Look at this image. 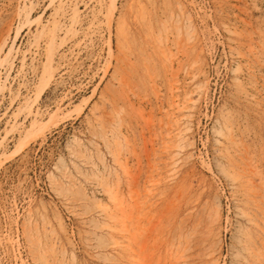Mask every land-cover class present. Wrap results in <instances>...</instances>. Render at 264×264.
<instances>
[{
	"label": "rangeland",
	"instance_id": "1",
	"mask_svg": "<svg viewBox=\"0 0 264 264\" xmlns=\"http://www.w3.org/2000/svg\"><path fill=\"white\" fill-rule=\"evenodd\" d=\"M111 2L0 0V264H264V0Z\"/></svg>",
	"mask_w": 264,
	"mask_h": 264
},
{
	"label": "bare ground",
	"instance_id": "2",
	"mask_svg": "<svg viewBox=\"0 0 264 264\" xmlns=\"http://www.w3.org/2000/svg\"><path fill=\"white\" fill-rule=\"evenodd\" d=\"M25 1V0H24ZM27 1V0H26ZM59 0H52V4H54V5H56L57 4V2H58ZM116 0H112V6H113V9L111 10V12H108L109 13V17H108V20H110L111 21V19H112V17H113V13H114V9L116 8V2H115ZM91 2V1H90ZM25 3V2H24ZM169 3V2H168ZM26 4V3H25ZM4 5H6V4H4ZM112 6H109L110 8L112 7ZM9 7V6H8ZM1 8H3V7H1ZM76 9V8H75ZM146 9V8H145ZM1 10H3V9H1ZM110 10V9H109ZM117 10V9H116ZM163 12V11H162ZM79 13H80V11H79ZM146 13V12H145ZM149 13V12H148ZM173 13V12H172ZM163 14V13H162ZM68 15H70V13L68 12V10L67 9H64V10H56L55 11V13H54V21H56L57 22V26H58V29H56V30H54V29H50L49 31H47L48 33L45 35L46 37H45V43H46V45H48L47 46V49H48V58H47V63L46 64H51L52 63V59H53V57H52V55L54 54H52V52H51V43H54L55 41V39L56 38H58L57 36H58V34H60V33H62V32H70V30L72 29L73 30V24L75 23L76 24V22H77V19H76V17H77V14H76V12H75V10H72V14H71V18L70 19H72L71 21H72V23H71V25L70 26H66L65 24H62V23H59V21H57L58 20V18L60 17L61 18V16L63 17V16H68ZM123 15V14H122ZM148 15V14H147ZM19 17H20V19H22V18H25L26 20H30V13L25 9V10H23L19 15H18ZM183 16V15H182ZM174 17V16H173ZM172 17V18H173ZM177 20H178V18H177ZM152 21V20H151ZM150 21V22H151ZM113 22V21H112ZM163 22V21H162ZM185 22V21H184ZM49 23V22H48ZM54 23V22H53ZM188 23V22H187ZM151 24V23H150ZM51 25H53V24H51ZM55 25V24H54ZM53 25V26H54ZM108 26V25H107ZM110 26H111V24H110ZM175 26V25H174ZM52 27V26H51ZM50 27V28H51ZM164 27V26H163ZM190 27V26H189ZM56 28V27H55ZM119 28V27H118ZM168 28V27H167ZM171 28V27H170ZM112 29V28H111ZM160 29V28H159ZM158 29V30H159ZM164 29H166V28H164ZM193 29V28H192ZM5 30H6V28H5ZM71 30V31H72ZM76 30V29H75ZM167 30V29H166ZM169 31V30H168ZM176 31V30H175ZM179 31H181V30H179ZM44 32V31H43ZM146 32H147V30H146ZM177 32V31H176ZM42 33V32H41ZM71 33V32H70ZM160 33H162V31L160 32ZM165 35H167V31H165ZM169 33V32H168ZM65 34V33H64ZM158 35H159V33H157ZM175 34V33H174ZM193 34V33H192ZM41 35V34H40ZM39 35V36H40ZM124 35V34H123ZM60 36V35H59ZM151 36V35H150ZM163 38H165L164 37V34L162 33V35H161ZM161 36H160V38H161ZM181 36V35H180ZM248 36V35H247ZM168 37V36H167ZM182 37V36H181ZM250 37V36H249ZM111 38V37H110ZM158 37H156V39H157ZM180 38V37H179ZM192 38V37H191ZM65 39V38H64ZM159 39V38H158ZM162 39V38H161ZM167 39V38H166ZM176 39V38H175ZM57 40V39H56ZM60 41H61V39H60ZM66 41V40H65ZM156 41V40H155ZM162 41V40H161ZM164 41V40H163ZM174 41V40H173ZM58 42V41H57ZM169 42V41H168ZM171 42V41H170ZM176 42V41H175ZM177 42H178V40H177ZM156 43V42H155ZM160 43V42H159ZM164 43L165 42H163V44L162 45H164ZM173 43V42H172ZM179 43V42H178ZM55 44L56 43H54V46H55ZM63 44V43H62ZM161 44V43H160ZM166 44H168V43H166ZM157 45V44H156ZM173 45H174V43H173ZM7 42L4 44V43H2V39L0 38V55H1V53L3 52V50H4V48H7ZM61 46V45H60ZM161 46V45H160ZM170 46V45H169ZM12 47V46H11ZM11 47H9L10 48V50H9V53L12 51V49H11ZM56 47V46H55ZM158 47V46H157ZM164 47H165V45H164ZM175 47V46H174ZM8 48V49H9ZM12 48H14V47H12ZM53 48V47H52ZM120 48V47H119ZM178 48V47H177ZM185 48V47H184ZM57 49V48H56ZM142 49V48H141ZM161 49V48H160ZM164 49H166V48H164ZM170 49V48H169ZM179 49V48H178ZM46 50V49H45ZM163 50V49H162ZM254 50V49H253ZM159 51H161V50H159ZM163 51H166V50H163ZM176 51V50H175ZM47 52V51H46ZM168 52V51H167ZM188 52V51H187ZM241 52V51H240ZM51 53V54H50ZM145 53V52H144ZM155 53V52H154ZM177 53V52H176ZM182 53V52H181ZM180 53V54H181ZM133 54V53H132ZM146 54V53H145ZM165 54V53H164ZM173 54V53H172ZM198 54V53H197ZM56 55V54H55ZM64 55V54H63ZM117 55V54H116ZM128 56V55H127ZM158 56V55H157ZM174 56V55H173ZM172 56V57H173ZM9 57V55H7L6 56V58H5V61H7L6 59ZM144 58V57H143ZM150 58H152V57H150ZM174 58V57H173ZM163 59V58H162ZM250 59V58H249ZM116 60H117V58H116ZM197 60V59H196ZM5 61H3L2 62V65H5ZM143 61V60H142ZM146 61V60H145ZM144 61V62H145ZM133 62V61H132ZM154 62V61H153ZM175 62V61H174ZM121 63V62H120ZM124 63V62H123ZM164 63V62H163ZM169 63V62H168ZM139 64V63H138ZM165 64V63H164ZM126 65V64H125ZM174 65H175V63H174ZM145 66H146V64H145ZM166 66H167V64H166ZM165 66V67H166ZM177 66V65H176ZM248 66V65H247ZM45 67V66H44ZM47 67V66H46ZM142 67V66H141ZM192 67V66H191ZM119 68V67H118ZM46 69V68H45ZM49 69H50V67H49ZM154 69V68H153ZM163 69V68H162ZM178 69V68H177ZM47 70V69H46ZM155 70V69H154ZM45 71V70H44ZM131 71V70H130ZM148 71V70H147ZM124 72V71H123ZM168 72V71H167ZM178 72H179V70H178ZM177 72V73H178ZM43 73V72H42ZM49 73V71L47 70V72H45L43 75H41V76H43V79H46V77H47V74ZM131 74V73H130ZM165 74V73H164ZM173 74V73H172ZM120 75V74H119ZM189 75V74H188ZM1 76V75H0ZM132 76V75H131ZM135 76V75H134ZM144 76V75H143ZM142 76V77H143ZM166 76V75H165ZM174 76V75H173ZM261 76V75H260ZM151 77V76H150ZM163 77V76H162ZM179 77V76H178ZM262 77V76H261ZM144 78V77H143ZM195 78V77H194ZM193 78V79H194ZM123 81L125 82V81H127V80H125V78L123 77ZM131 79V78H130ZM168 79V78H167ZM174 79V78H173ZM173 79H171V80H173ZM122 80V79H121ZM120 80V81H121ZM144 80V79H143ZM207 80V79H206ZM119 81V80H118ZM146 81V80H145ZM123 82V83H124ZM151 82V81H150ZM173 82H175V83H177L176 81H174L173 80ZM179 82V81H178ZM184 82V81H183ZM246 82V81H245ZM148 83V82H147ZM262 83V82H261ZM169 84H172V82L171 83H169ZM202 84V83H201ZM206 84V83H205ZM135 85V84H134ZM142 85H143V83H142ZM158 85V84H157ZM204 85V84H203ZM249 85V84H248ZM137 86V85H136ZM251 86V85H250ZM148 87V86H147ZM154 88V87H153ZM200 88V87H199ZM198 88V89H199ZM203 88V87H202ZM135 89H138V88H135ZM176 89V88H175ZM139 90V89H138ZM200 90V89H199ZM249 90V89H248ZM247 90V91H248ZM255 90H256V88H255ZM126 91H127V89H126ZM135 92H137V91H135ZM155 92V91H154ZM195 92V91H194ZM129 93V92H128ZM127 93V94H128ZM139 93V92H138ZM146 93V92H145ZM152 93V92H151ZM158 93V92H157ZM161 93H163V92H161ZM185 93V92H184ZM134 94H136V93H134ZM172 94H174V92H172ZM140 95V94H139ZM150 95V94H149ZM202 95V94H201ZM129 97V96H128ZM146 97V96H145ZM155 97H158V96H155ZM199 97H201L200 95H199ZM253 97V96H252ZM148 99V98H147ZM122 100V99H121ZM142 100V99H141ZM149 100V99H148ZM158 100V99H157ZM194 100H196V99H194ZM124 101V100H123ZM131 101V100H130ZM143 101V100H142ZM152 101V100H151ZM171 101V100H170ZM189 101V100H188ZM190 101H192L193 102V100L191 99ZM139 102H140V100H139ZM150 102V101H149ZM173 103V102H172ZM171 103V104H172ZM195 103V102H194ZM183 104H185V103H183ZM160 105V104H159ZM177 105H179V104H177ZM173 107V106H172ZM178 107V106H177ZM153 108V107H152ZM158 108V107H157ZM160 108V107H159ZM180 108H181V106H180ZM183 108V107H182ZM192 108V107H191ZM134 109V108H133ZM167 109H168V107H167ZM187 109V108H186ZM139 110H141L140 108H139ZM163 110V109H162ZM169 110V109H168ZM167 110V111H168ZM170 111V110H169ZM172 113V112H171ZM189 114V113H188ZM190 114H192L191 112H190ZM143 115V114H142ZM172 115H173V113H172ZM175 115V114H174ZM144 117V116H143ZM182 117V116H181ZM184 117V116H183ZM169 118V117H168ZM146 120L148 119L147 118V116H146V118H145ZM178 119V118H177ZM226 120V119H225ZM148 121V120H147ZM153 121V120H152ZM146 122V121H145ZM150 122V121H149ZM155 122V121H154ZM162 122V121H161ZM175 122H176V120H175ZM150 123H152V122H150ZM169 123V122H168ZM147 124H148V122H147ZM146 125V124H145ZM150 125V124H149ZM155 125V124H154ZM169 125V124H168ZM171 125V124H170ZM187 126V125H186ZM167 127V126H166ZM181 127V126H180ZM229 127V126H228ZM143 128H144V126H143ZM149 130H150V128H148ZM224 129V128H223ZM225 130V129H224ZM230 130V129H229ZM154 131V130H153ZM183 132V131H182ZM143 133V132H142ZM160 133V132H159ZM167 133V132H166ZM173 133V132H172ZM185 134V133H184ZM144 135V134H143ZM231 135V134H230ZM150 136V135H149ZM186 136V135H185ZM153 138H154V136H153ZM152 138V139H153ZM234 139V138H233ZM167 141V140H166ZM238 141V140H237ZM177 142V141H176ZM181 142H183V141H181ZM180 142V143H181ZM179 143V144H180ZM127 144V143H126ZM169 144V143H168ZM151 145V144H150ZM159 145V144H158ZM174 145H175V143H174ZM185 145V144H184ZM121 146V145H120ZM119 146V147H120ZM130 146V145H129ZM153 146V145H152ZM151 146V147H152ZM173 146V145H172ZM181 146V145H180ZM146 147V146H145ZM185 147V146H184ZM239 147V146H238ZM245 147V146H244ZM116 148V147H115ZM157 148V147H156ZM122 149V148H121ZM115 150V149H114ZM129 151V150H128ZM117 152V151H116ZM168 152V151H167ZM244 152V151H243ZM115 153V152H114ZM113 153V154H114ZM121 153V152H120ZM174 153V152H173ZM175 153H177V152H175ZM229 153H231V152H229ZM128 154H130V153H128ZM228 155V154H227ZM250 155V154H249ZM120 156H121V154H120ZM172 156V155H171ZM116 157V156H115ZM123 157V156H122ZM173 157V156H172ZM241 157V156H240ZM118 158V160H116V158H115V161H117V163L118 162H120L121 163V166L122 167H120V168H123V170H124V163H122V161H121V159H120V157H117ZM174 158V157H173ZM126 159H128V157H126ZM231 159V158H230ZM137 160V159H136ZM236 160V159H235ZM147 161V160H146ZM150 161V160H149ZM123 162H126V161H124V159H123ZM139 162V161H138ZM173 163V162H172ZM228 163V162H227ZM257 164V163H256ZM127 165V164H126ZM153 165V164H152ZM151 165V166H152ZM174 165V164H173ZM170 166H172V165H170ZM232 166V165H231ZM146 167V166H145ZM238 167V166H237ZM125 168H127V167H125ZM152 168V167H151ZM177 168V167H176ZM233 168H235V167H233ZM133 169V168H132ZM153 169V168H152ZM173 169H175V168H173ZM178 169V168H177ZM128 171L130 170V169H127ZM126 170V171H127ZM163 170V169H162ZM172 171V170H171ZM175 172V171H174ZM240 172V171H239ZM125 173V172H124ZM127 173H129V172H127ZM133 173H135L134 172V170H133ZM140 173V172H139ZM171 173H173V172H171ZM241 173V172H240ZM146 174L148 175V173L146 172ZM236 174V173H235ZM251 174V173H250ZM259 174V173H258ZM130 175H132L133 176V174H130ZM136 175V174H135ZM157 175V174H156ZM174 175H176V174H174ZM127 177H129L128 176V174L126 175ZM237 176V175H236ZM243 176V175H242ZM133 177H135V176H133ZM174 177V176H173ZM136 178H138V177H136ZM168 178V177H167ZM234 178V177H233ZM249 178V177H248ZM153 179V178H152ZM156 179V178H155ZM164 179V178H163ZM242 179V178H241ZM149 180V179H148ZM160 180V179H159ZM128 181H130L129 182V184H131V179L130 180H128ZM138 181V180H137ZM151 181V180H150ZM157 181V180H156ZM155 181V182H156ZM161 181V180H160ZM172 181V180H171ZM127 182V181H126ZM134 182V181H133ZM247 182V181H246ZM249 182V181H248ZM247 182V183H248ZM234 183V182H233ZM243 183V182H242ZM245 183V182H244ZM252 183V182H251ZM133 184L134 183H132V186H133ZM159 184V183H158ZM163 184V183H162ZM119 185V184H118ZM117 185V186H118ZM131 185H130V187H132ZM234 187V186H233ZM238 187H240L239 185H238ZM244 187V186H243ZM246 187V186H245ZM129 188V187H128ZM159 188V187H158ZM242 188V187H241ZM112 189V188H111ZM117 189V188H116ZM119 189V188H118ZM134 189V188H133ZM147 189V188H146ZM235 189V188H234ZM112 190H114V187H113V189ZM148 190V189H147ZM250 190V189H249ZM253 190V189H252ZM108 191H110L109 189H108ZM132 191V190H131ZM179 191H180V189H179ZM238 191V190H237ZM256 190H254L253 192H255ZM110 192H112V191H110ZM113 192H115V191H113ZM121 192V191H120ZM119 192V193H120ZM174 192V191H173ZM251 192V191H250ZM118 192L116 191V195H115V193H111V195L112 194H114L115 196L113 197V195H112V197L116 200V202H112V203H116V205H114L115 207L117 206L119 209H117V210H120V209H122V207H123V201L122 200H124L125 198H123L122 199V197L120 198L119 196L120 195H118L117 194ZM133 193V192H132ZM175 193V192H174ZM123 194V193H122ZM137 194V193H136ZM172 194V193H171ZM170 194V195H171ZM250 194V193H249ZM258 194V193H257ZM133 195V194H132ZM243 195V194H242ZM130 196V195H129ZM162 196V195H161ZM172 196H174V195H172ZM254 196V195H253ZM125 197V196H124ZM135 197V196H134ZM171 197V196H170ZM169 197V198H170ZM243 197V196H242ZM256 197V196H255ZM254 197V198H255ZM130 198V197H129ZM133 198V197H132ZM137 198H139L138 196H137ZM144 198V197H143ZM253 198V197H252ZM261 198V197H260ZM126 199H127V195H126ZM263 199V198H262ZM135 200H136V197H135ZM134 200V201H135ZM150 200V199H149ZM156 200V199H155ZM168 199H166V201H167ZM255 200V199H254ZM144 201V200H143ZM159 201V200H158ZM164 201V200H163ZM165 201V202H166ZM136 202V201H135ZM134 202V203H135ZM149 202H151V200L149 201ZM169 202V201H168ZM255 202H257L256 200H255ZM130 203H131V201H130ZM130 203H128L129 205H130ZM158 203V202H157ZM244 203H246V202H244ZM251 203V202H250ZM257 203H259V202H257ZM137 204V203H136ZM148 204V203H147ZM161 204V203H160ZM138 205H140V204H138ZM154 205H155V203H154ZM122 206V207H121ZM132 206V205H131ZM134 206V205H133ZM253 206H254V204H253ZM107 207V206H106ZM109 207V206H108ZM114 207V208H115ZM136 207V206H135ZM134 207V208H135ZM172 207V206H171ZM176 207V206H175ZM257 207V206H256ZM140 208V207H139ZM261 208V207H260ZM260 208H259V210H260ZM104 209V208H103ZM126 209V208H125ZM125 209H123L122 211H123V213H124V216H122V215H117V213H116V215H111V218L113 219V220H115L116 222H117V227H118V231H120L121 232V234L124 236V238H125V242L126 243H123V245H125L126 244V246H124V247H126V249L129 251V254H130V256H131V249L132 250H135L134 248H131L132 246H131V227H130V225L128 224V220H130L131 221V218H132V214L134 213H132L131 214V210H126V211H124ZM137 209V208H136ZM262 209V208H261ZM147 210V209H146ZM148 210H149V208H148ZM170 210V209H169ZM137 211H138V209H137ZM216 211H218V210H216ZM247 211V210H246ZM136 212V211H135ZM141 212V211H140ZM140 212H139V214H140ZM143 212V211H142ZM137 213V212H136ZM159 213H160V211H159ZM218 213V212H217ZM121 214H122V212H121ZM135 214V213H134ZM149 215H150V213H148ZM257 215V214H256ZM138 216V215H137ZM136 216V217H137ZM142 216V215H141ZM146 216V215H145ZM145 216H143L144 217V219H145ZM148 216V215H147ZM158 216V215H157ZM162 216V215H161ZM250 216V215H249ZM139 217V216H138ZM150 216H148V218H149ZM159 217V216H158ZM256 217V216H255ZM162 218V217H161ZM160 218V219H161ZM170 218V217H169ZM172 218V217H171ZM135 219V218H134ZM138 219V218H137ZM149 219H151V218H149ZM148 219V220H149ZM153 219V218H152ZM217 219V218H216ZM261 219H262V217H261ZM146 220H147V217H146ZM169 220V219H168ZM256 220V219H255ZM133 221V220H132ZM136 221V220H135ZM138 221V220H137ZM153 221V220H152ZM154 221H155V218H154ZM174 221V220H173ZM249 221H251V220H249ZM264 221V220H263ZM134 222V221H133ZM142 221H140L139 223H141ZM143 222H144V220H143ZM148 222V221H147ZM254 222V221H253ZM114 223V222H113ZM137 223L138 222H136L135 224L137 225ZM152 223V222H151ZM169 223H171V222H169ZM214 223V222H213ZM256 223V222H255ZM259 223H260V221H259ZM258 223V224H259ZM108 224H111V223H107V225ZM130 224H132V223H130ZM134 224V223H133ZM142 224V223H141ZM163 224V223H162ZM261 224V223H260ZM112 225V224H111ZM146 225V224H145ZM169 225V224H168ZM114 227H108V228H113L112 230H116L117 229V227L115 228V225H113ZM132 226V225H131ZM150 226H152V225H150ZM155 226L156 225H154V227H153V229H154V231H155ZM107 227V226H106ZM133 227V226H132ZM142 227V226H141ZM147 227V226H146ZM157 227V226H156ZM179 227V226H178ZM259 227H261L260 225H259ZM137 228H138V226H137ZM174 228H175V226H174ZM180 228V227H179ZM151 229V228H150ZM149 229V230H150ZM153 229H152V231H153ZM158 229V228H157ZM156 229V230H157ZM162 229V228H161ZM168 229H169V227H168ZM264 229V228H263ZM135 230V229H134ZM149 230H147L148 232H149ZM159 230V229H158ZM109 231V230H108ZM145 231H146V229H145ZM163 231H165V230H163ZM174 232H175V229L173 230ZM177 231V230H176ZM248 231V230H247ZM261 231V230H260ZM264 231V230H263ZM134 232V231H133ZM156 232H158V231H156ZM155 232V233H156ZM256 232H257V230H256ZM161 233V232H160ZM165 233V232H164ZM169 233V232H168ZM114 234V233H113ZM137 234V233H136ZM145 234V233H144ZM148 234V233H147ZM147 234L145 235V236H147ZM152 234V233H151ZM170 234V233H169ZM261 234H262V232H261ZM112 235V234H111ZM110 235V236H111ZM165 235V234H164ZM180 235V234H179ZM246 235H248V234H246ZM136 239H134L133 240V242H137L138 240H140V239H142V238H138L137 239V236H135V235H133ZM139 236H141V235H139ZM160 236V235H159ZM159 236H157V237H159ZM161 236H162V234H161ZM142 237V236H141ZM144 237V236H143ZM148 238H150L149 236H147ZM172 237V236H171ZM146 238V237H145ZM144 238V239H145ZM250 238H252V237H250ZM122 239V238H121ZM144 239H142L143 241H142V243H140V247L142 248V249H144V251H145V248H143V244H147L145 241L147 240V238L145 239V241H144ZM159 239V238H158ZM161 239H162V237H161ZM168 239V238H167ZM187 239V238H186ZM246 239V238H245ZM248 239V238H247ZM259 239V238H258ZM117 240H118V238H117ZM150 240V239H149ZM149 240H147V241H149ZM170 240V239H169ZM180 240V239H179ZM188 240V239H187ZM153 241H154V238H153ZM153 241H150L151 243L153 242ZM160 241V240H159ZM158 240H157V243L159 242ZM162 241V240H161ZM258 241V240H257ZM111 242V241H110ZM145 242V243H144ZM155 242V241H154ZM151 243H148V245H152ZM157 243H154V244H157ZM161 243V242H160ZM183 243V242H182ZM255 243V242H254ZM112 244L113 245H117V244H119V242L118 241H116V240H114L113 242H112ZM111 244V245H112ZM138 244V243H137ZM142 244V245H141ZM162 244H163V241H162ZM179 244V243H178ZM177 244V245H178ZM181 244V243H180ZM180 244H179V246H180ZM184 244V243H183ZM186 244V243H185ZM184 244V245H185ZM257 244V243H256ZM158 245H160V244H158ZM167 245V244H166ZM169 245V244H168ZM170 245H171V243H170ZM173 245V244H172ZM137 246H139V244L137 245ZM145 246V245H144ZM150 246L148 247V249L150 248ZM154 246H157V245H154ZM258 246V245H257ZM120 247V246H119ZM121 247L123 248V246L121 245ZM147 247V246H146ZM160 247H161V245H160ZM169 247V246H168ZM175 247H176V245H175ZM141 248L140 249H138V250H140L141 251ZM159 248V247H158ZM157 248V249H158ZM163 248V247H162ZM179 248V247H178ZM183 248V247H182ZM249 248V247H248ZM253 248V247H252ZM258 248H260L259 246H258ZM123 249H125V248H123ZM166 249H167V247H166ZM165 249V250H166ZM170 249H171V251H172V249H173V246H170ZM255 249V248H254ZM40 250V249H39ZM179 250V249H178ZM178 250H176V248H175V253H176V255H177V253H178ZM180 250H182V249H180ZM187 250V249H186ZM248 250V249H247ZM123 251H125V250H123ZM139 251V252H140ZM150 252H151V250H149ZM158 251H159V249H158ZM167 251H169V250H167ZM166 251V252H167ZM260 251H264L263 249L262 250H260ZM145 252H147V251H145ZM165 252V253H166ZM173 252V253H174ZM182 252V251H181ZM124 253V252H123ZM132 253H134V252H132ZM153 253V252H152ZM164 253V252H163ZM164 253V254H165ZM167 253H169V252H167ZM175 253L173 254V255H175ZM258 253V252H257ZM122 254V253H121ZM145 255H146V253H144ZM148 255L149 254H151V253H147ZM159 254V253H158ZM158 254H157V258H158ZM161 254V253H160ZM159 254V255H160ZM180 254L181 253H178V255H179V259H180ZM182 254H183V252H182ZM133 255V254H132ZM139 255L141 256V253H139ZM148 255H146L147 256V259H149L148 257H150V256H148ZM172 255V256H173ZM175 255V257H177L178 258V255L176 256ZM260 255V254H259ZM258 255V256H259ZM122 256L123 257H126V256H124L123 254H122ZM128 256V255H127ZM155 256V254L154 255H152L151 256V259H153V257ZM162 256V255H161ZM165 256V255H164ZM162 257V258H165V257ZM263 256V255H262ZM132 258H134L135 257V255L134 256H131ZM141 257H143V255L141 256ZM264 257V256H263ZM136 258H137V261H139V259L140 260H142V261H144L145 259L144 258H146L145 256L143 257V259H141V258H139V257H135L134 259H133V261L134 260H136ZM156 257H154V259H157ZM184 258V257H183ZM122 259V258H121ZM126 259V258H125ZM159 259V264H161L160 263V259L161 258H158ZM157 259V260H158ZM174 259H175V263L179 260V259H177L176 260V258H173V261H172V259H171V257H170V259L168 258V260H171V262L174 264ZM254 259V258H253ZM259 259V258H258ZM127 260V259H126ZM129 260H130V258H129ZM181 260H182V258H181ZM256 260H257V258H256ZM44 261V260H43ZM123 261V260H122ZM141 261V264H143V262ZM150 261V260H149ZM156 261V260H155ZM165 261V263H167V257H166V260H164ZM164 261H163V263H164ZM42 262V261H41ZM125 262V261H124ZM158 262V261H157ZM162 262V261H161ZM43 263H45V264H48L47 262H43ZM42 263V264H43ZM126 263V262H125ZM131 263H132V261H131ZM136 263V262H135ZM138 263V262H137ZM136 263V264H137ZM145 264H147L148 263V261L146 262H144ZM152 263H154V261L152 262ZM178 263H179V261H178ZM185 263V262H184ZM122 264V263H121ZM177 264V263H176ZM187 264V263H186ZM252 264V263H251ZM254 264V263H253ZM259 264V263H258Z\"/></svg>",
	"mask_w": 264,
	"mask_h": 264
}]
</instances>
